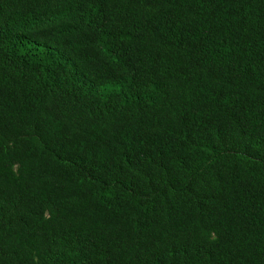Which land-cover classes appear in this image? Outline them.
<instances>
[{
	"label": "trees",
	"instance_id": "16d2710c",
	"mask_svg": "<svg viewBox=\"0 0 264 264\" xmlns=\"http://www.w3.org/2000/svg\"><path fill=\"white\" fill-rule=\"evenodd\" d=\"M0 264H264V0H0Z\"/></svg>",
	"mask_w": 264,
	"mask_h": 264
}]
</instances>
